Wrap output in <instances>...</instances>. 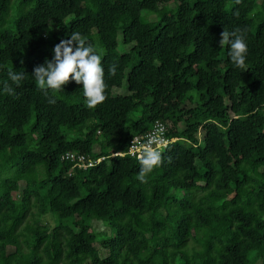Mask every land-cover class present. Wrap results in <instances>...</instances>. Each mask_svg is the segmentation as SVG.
<instances>
[{
    "label": "trees",
    "instance_id": "trees-1",
    "mask_svg": "<svg viewBox=\"0 0 264 264\" xmlns=\"http://www.w3.org/2000/svg\"><path fill=\"white\" fill-rule=\"evenodd\" d=\"M236 28L245 71L219 45ZM74 32L108 85L93 109L75 81L49 104L32 75ZM9 70L25 79L0 90V264H264V0H0ZM156 121L176 139L142 183L126 150Z\"/></svg>",
    "mask_w": 264,
    "mask_h": 264
},
{
    "label": "clouds",
    "instance_id": "clouds-1",
    "mask_svg": "<svg viewBox=\"0 0 264 264\" xmlns=\"http://www.w3.org/2000/svg\"><path fill=\"white\" fill-rule=\"evenodd\" d=\"M241 0H236L239 4ZM238 15V13H235ZM219 45L229 46L228 56L232 64L241 69H246V56L248 46L246 43V31L236 28L232 31L223 30L220 33ZM73 42L75 47L73 48ZM53 57L46 59L43 64L34 67L32 75L37 88L46 96L49 104H55V96H49V91L56 93L63 90V86L70 81L82 84L83 94L87 102V107L93 109L107 99L106 89L108 85L104 80V69L101 57L96 54L94 48L88 43L80 33H72L70 39L61 40L53 48ZM117 64L109 66V76H115ZM25 79V72L9 70L8 79L0 82L2 92L14 96L15 87H19ZM161 133L164 131L161 128ZM174 138V137H173ZM176 139V138H174ZM156 141L149 140L148 146L144 147L138 157L140 170L137 179L142 183H147V176L155 167L162 164L161 151L152 147Z\"/></svg>",
    "mask_w": 264,
    "mask_h": 264
},
{
    "label": "built area",
    "instance_id": "built-area-1",
    "mask_svg": "<svg viewBox=\"0 0 264 264\" xmlns=\"http://www.w3.org/2000/svg\"><path fill=\"white\" fill-rule=\"evenodd\" d=\"M161 128L164 129L162 133L160 131ZM153 139L156 141V143H153L152 147L161 151V153H163L167 146L175 140L173 137H169L167 135V125L160 121H156L148 132L143 135H135L130 139L126 150L127 154L133 157L140 155L142 149L148 146V141ZM115 154L121 153L117 152ZM62 157L75 163L80 168H86L95 162L92 161L88 156H85L84 154H78L76 152H67ZM103 158L104 157H99L97 160L100 161Z\"/></svg>",
    "mask_w": 264,
    "mask_h": 264
},
{
    "label": "rangeland",
    "instance_id": "rangeland-1",
    "mask_svg": "<svg viewBox=\"0 0 264 264\" xmlns=\"http://www.w3.org/2000/svg\"><path fill=\"white\" fill-rule=\"evenodd\" d=\"M119 46H121V44H119ZM126 82H125V80L123 81V83H122V85L120 86V87H115L114 89H113V92L114 93H125L126 92ZM198 137L200 138L201 137V133L200 132H198ZM95 228L97 229V230H102V229H105V230H107V228L106 227H104L103 225H101V224H99V223H95ZM257 264H261V263H257Z\"/></svg>",
    "mask_w": 264,
    "mask_h": 264
}]
</instances>
